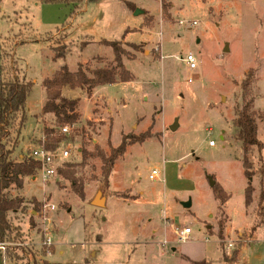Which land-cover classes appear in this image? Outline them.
Returning <instances> with one entry per match:
<instances>
[{
  "label": "rangeland",
  "instance_id": "374dc122",
  "mask_svg": "<svg viewBox=\"0 0 264 264\" xmlns=\"http://www.w3.org/2000/svg\"><path fill=\"white\" fill-rule=\"evenodd\" d=\"M127 2L142 12L135 15ZM126 27L136 30L126 33L129 42L123 43L129 53L123 63L133 79L99 85L90 99L81 96L80 118L60 143L69 150L67 161L76 163L83 198L58 173L43 181L37 172L24 177L22 187L5 189L23 199L22 208L9 214L23 238L4 241L0 264H192L185 255L220 264L217 201L209 177L231 194L222 218L226 255L258 218L257 176L252 201L245 205L250 217L243 214L247 180L233 122L236 109L252 100L264 154V0H82L76 5L0 0L1 50L15 60L17 76L32 82L27 120L12 156L30 153L23 143L43 141V135L37 138V121L54 124L53 115L35 117L44 100L42 80L63 64L74 70L87 59L84 66L112 63L109 47L88 44L81 50L80 42L120 39ZM20 39L29 42L15 51ZM61 43L69 45L65 58L53 59L50 46ZM188 53L194 69L184 62ZM249 69L253 76L244 94L241 82ZM146 130L150 136L126 147L105 184L98 150L109 155L123 135ZM82 149L94 156L80 164ZM257 156L256 148L248 153L252 169ZM154 168L158 178L149 179ZM98 192L106 196L99 206L92 202ZM183 227L191 229L186 241L175 234ZM261 234L262 224L254 237Z\"/></svg>",
  "mask_w": 264,
  "mask_h": 264
},
{
  "label": "trees",
  "instance_id": "16d2710c",
  "mask_svg": "<svg viewBox=\"0 0 264 264\" xmlns=\"http://www.w3.org/2000/svg\"><path fill=\"white\" fill-rule=\"evenodd\" d=\"M45 3H61L74 4L82 0H42ZM87 2H94L98 0H85ZM131 10L135 9V5L129 2L126 3ZM162 11H165L162 5ZM148 22V21H147ZM136 31L133 28L126 27L120 39H98V43L107 46L112 50V63L89 69L84 67L82 63H78L77 69L71 71L66 64L61 65L50 76L42 80V86L45 90V102L40 109V112L35 117L52 114L54 116V124L51 126H44L42 128L43 141L38 143L46 150H54L58 148L61 142L64 141L66 134L61 131L64 126H72L76 124L80 118L78 112V100L69 99L62 95L63 86L70 88H83L89 95L93 88L99 85L113 84L117 82H128L133 79V74L125 67L123 63V56L129 53L123 48L125 43L124 37L128 32ZM87 41L80 42V49H84L93 41L88 37ZM26 39H20L18 44H23ZM17 44V45H18ZM127 44V43H126ZM16 45V44H15ZM133 48L137 45L129 44ZM53 52V59H64L69 45L66 43L56 44L50 46ZM0 45V242L10 241L23 238V232L19 226L14 225L10 220V212L18 211L23 206V199L19 197H11L5 194L4 190L11 185L22 187L23 178L26 176L35 175L40 168V162L35 160L30 154H23L22 157H13V152L18 145V137L24 128L27 120L26 101L32 88V82L25 79H20L17 76V66L14 64L15 60L8 58ZM131 58L134 56L131 55ZM253 76V70L249 69L246 79L241 82L243 92L245 94L250 79ZM252 100L246 103L239 109H236V118L234 126L236 128V136L241 140L243 149V174L247 180V186L244 189L245 205H249L252 201L253 186L251 184L252 177L255 172L260 176L264 175V167L262 164L261 150L262 142L257 138L256 113L252 110ZM150 136L149 130H146L140 135L126 134L123 135L120 144L116 147L110 148L109 155L104 151L98 150V157L103 162L102 175L104 183L106 184L113 169L114 163L126 150V147L136 143L143 142ZM256 148L258 156L256 159V170L251 168V161L248 159V153ZM82 161L84 163L89 156L86 150H81ZM76 163L64 161L57 168V173L62 177L71 181L72 190L80 198H83L82 183L75 177ZM262 183V179H260ZM214 197L217 201L216 216H218V231L217 237L220 250L222 251L221 260L226 264H234L238 261L242 249L248 239H250L260 225H264L261 218L264 219V188H261L259 193V200L257 206L258 218H254L247 231H243L239 235V239L235 242L230 255L224 253V237H223V216L225 215L226 202L230 195L225 191L223 186L215 182L212 186ZM37 212V208H34ZM211 232V230H209ZM192 264H212V261H194L190 260ZM37 264H60L59 262L42 261Z\"/></svg>",
  "mask_w": 264,
  "mask_h": 264
},
{
  "label": "crops",
  "instance_id": "0c3cea01",
  "mask_svg": "<svg viewBox=\"0 0 264 264\" xmlns=\"http://www.w3.org/2000/svg\"><path fill=\"white\" fill-rule=\"evenodd\" d=\"M96 40H98V39H96ZM123 41H125V42H129V41H126L125 40V38H124V40ZM27 42H29V41H26L25 43H27ZM25 43H23V44H25ZM23 44H18V45H16L15 46V51H16V49H17V47L20 45H23ZM90 44H92V45H100V44H98V43H96V42H93V43H90ZM96 56H98V57H100V56H105V57H110L111 55H109V54H102V53H99V54H96ZM88 59L87 60H82V61H80V62H78V63H82V65L84 66V64H87L88 62ZM125 62V61H124ZM78 63H77V65H78ZM125 64V63H124ZM61 65H59V67H60ZM103 65H101L100 63H96V65H94V66H84V67H88L89 69H94V68H96V67H102ZM58 67V68H59ZM126 67V66H125ZM77 69V66H76V68L74 69V70H72V69H70L71 71H75ZM52 74V73H51ZM107 85V84H106ZM97 87V86H96ZM95 90V88H93V91ZM43 91H44V100L42 101V105H41V107L43 106V104H44V102H45V90H44V88H43ZM76 91H79L80 92V96H78L79 94H76L75 95V92ZM93 91H91V97H93ZM85 89H83V88H79V87H76V88H70V87H68V86H63V88H62V95L63 96H65V97H67V98H69V99H77L78 100V108L80 107V104H81V96H83V98L84 99H86V97H87V99H90L91 97H90V94L88 95L87 93L85 94ZM107 100V99H106ZM26 106H27V101H26ZM41 107H40V109H41ZM38 114V113H37ZM46 115H52V114H46ZM46 115H44V116H46ZM37 120H38V118H37ZM36 120V121H37ZM44 126H47V125H42V124H39L38 123V121H37V131L39 132V135H38V137L37 138H39V136H42L43 134H42V128L44 127ZM257 126H258V122H257ZM221 138H222V136H220ZM23 143V142H22ZM21 143V144H22ZM21 144H19V145H21ZM37 145H39V144H37ZM18 146V145H17ZM24 148L23 149H25V148H29L30 149V147H32V144L31 143H23V145H22ZM21 147V146H20ZM20 150V149H19ZM23 154H27L25 151H23L22 153H18V156L17 157H22V155ZM261 156H262V164H263V167H264V154L261 152ZM255 170H256V167H255ZM38 172V171H37ZM36 176V175H35ZM35 176H31V178H34ZM255 176H257L258 177V179L255 181V183H257L258 184V188H259V193H260V190H261V188H264V175L263 176H260L257 172H255V174H254V176L252 177V180H253V178L255 177ZM39 177V175L37 176V178ZM260 179H262V183H260ZM110 181V180H109ZM219 183V182H218ZM246 184H247V181H246ZM251 184H252V186H253V182L251 181ZM247 186V185H246ZM245 186V187H246ZM245 187H244V189H245ZM224 188V187H223ZM254 188V187H253ZM225 189V188H224ZM230 196H231V194L227 191V190H225ZM97 195V194H96ZM96 197V196H95ZM94 197V198H95ZM103 198V203H105L106 202V196H103L102 197ZM230 198V197H229ZM94 200V199H93ZM93 200H92V202H93ZM257 206H258V203H257ZM226 209H227V206H226ZM225 209V210H226ZM227 211V210H226ZM163 214H165L164 212H163ZM226 214L228 215V217H229V219H230V221H231V218H232V216H230L229 215V213L228 212H226ZM243 214L245 215V216H248V215H246V207H245V203H244V208H243ZM248 217H250V216H248ZM260 228V227H259ZM22 232H23V230H22ZM262 235V234H261ZM255 236V233H254V235L250 238V239H248L247 241L248 242H246V244H245V246L243 247V249H242V253H241V255H240V257H239V259H238V261L236 262V263H234V264H264V235H262V237L260 236H258V238H255L254 237ZM187 258H189L190 260H194V261H200V260H195V259H192V258H190L189 256H187V255H185ZM202 260V259H201ZM50 261V260H49ZM219 261H220V259H219ZM218 261V262H219ZM52 262V261H51ZM220 264H224L223 263V261H222V263H221V261L219 262Z\"/></svg>",
  "mask_w": 264,
  "mask_h": 264
},
{
  "label": "built area",
  "instance_id": "2783aa9c",
  "mask_svg": "<svg viewBox=\"0 0 264 264\" xmlns=\"http://www.w3.org/2000/svg\"><path fill=\"white\" fill-rule=\"evenodd\" d=\"M184 62L188 66L189 69H194L196 67V61L192 54L188 53L184 57ZM191 79H189L190 81ZM69 126H64L61 128V131L65 134L69 132ZM210 145H214V141L211 140L209 142ZM35 160L40 162V168L38 169V175L41 180L47 181L52 176L57 173V168L69 157V150L67 148L58 147L54 150H46L42 145L32 146L30 147L29 153ZM159 171L154 168L150 171L148 178L156 179L158 178ZM45 207L53 210L55 206L53 204H45ZM191 233V229L189 227H183L180 230H175V234L180 241L188 240ZM46 245L51 244L49 236L45 233V241ZM4 242H0V249L4 247ZM232 244L229 243L226 245V253L228 254L232 249Z\"/></svg>",
  "mask_w": 264,
  "mask_h": 264
},
{
  "label": "water",
  "instance_id": "95a60500",
  "mask_svg": "<svg viewBox=\"0 0 264 264\" xmlns=\"http://www.w3.org/2000/svg\"><path fill=\"white\" fill-rule=\"evenodd\" d=\"M141 12H142L141 9L136 8L134 14L137 15V14H139V13H141ZM224 50H227V47H226ZM170 128H171L172 130H175V129L177 128V124H176V123L172 124V125L170 126ZM209 179H210V184H211V186H212V185L214 184L215 181H214L211 177H209ZM100 195H101V192H98L97 195H96V197H95L94 200H93V203H94V204H98V206L101 205V204H103V198L100 197ZM183 206H184V207H189V206H190V202H183Z\"/></svg>",
  "mask_w": 264,
  "mask_h": 264
}]
</instances>
